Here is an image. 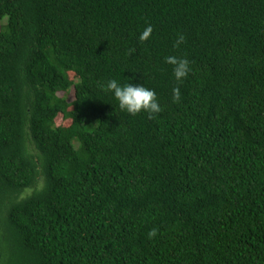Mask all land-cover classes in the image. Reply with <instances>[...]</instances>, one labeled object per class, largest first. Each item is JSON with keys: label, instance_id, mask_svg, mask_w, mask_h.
Instances as JSON below:
<instances>
[{"label": "trees", "instance_id": "trees-1", "mask_svg": "<svg viewBox=\"0 0 264 264\" xmlns=\"http://www.w3.org/2000/svg\"><path fill=\"white\" fill-rule=\"evenodd\" d=\"M0 264H264V0H0Z\"/></svg>", "mask_w": 264, "mask_h": 264}, {"label": "clouds", "instance_id": "clouds-1", "mask_svg": "<svg viewBox=\"0 0 264 264\" xmlns=\"http://www.w3.org/2000/svg\"><path fill=\"white\" fill-rule=\"evenodd\" d=\"M153 32L152 27H147L140 35L141 41H148ZM183 38L181 37V42ZM165 62L172 66V71L177 81L186 79L191 71L190 62L187 59L169 56L165 58ZM106 88L111 92L118 101L119 109L129 115H139L147 113L149 117H153L160 113L161 107L157 94L154 90L144 87L143 85L120 84L117 80H109ZM174 102H179L180 91L174 89ZM157 231L153 229L149 234V239L154 238Z\"/></svg>", "mask_w": 264, "mask_h": 264}, {"label": "rangeland", "instance_id": "rangeland-1", "mask_svg": "<svg viewBox=\"0 0 264 264\" xmlns=\"http://www.w3.org/2000/svg\"><path fill=\"white\" fill-rule=\"evenodd\" d=\"M61 96H63V94H61ZM74 92L72 91L69 95H68V98L69 100L72 102L74 100ZM71 121L69 120H66L63 116H59L58 119H57V125L58 126H62L64 128H67L69 127Z\"/></svg>", "mask_w": 264, "mask_h": 264}]
</instances>
